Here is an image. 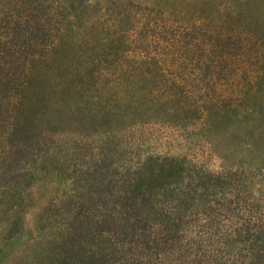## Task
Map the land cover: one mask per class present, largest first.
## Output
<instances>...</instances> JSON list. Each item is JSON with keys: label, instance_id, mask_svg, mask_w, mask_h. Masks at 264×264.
I'll use <instances>...</instances> for the list:
<instances>
[{"label": "trees", "instance_id": "16d2710c", "mask_svg": "<svg viewBox=\"0 0 264 264\" xmlns=\"http://www.w3.org/2000/svg\"><path fill=\"white\" fill-rule=\"evenodd\" d=\"M0 264H264V0H0Z\"/></svg>", "mask_w": 264, "mask_h": 264}, {"label": "rangeland", "instance_id": "374dc122", "mask_svg": "<svg viewBox=\"0 0 264 264\" xmlns=\"http://www.w3.org/2000/svg\"><path fill=\"white\" fill-rule=\"evenodd\" d=\"M135 129L137 133L148 134V148L154 152L175 154L186 150V145L183 144L181 130L179 128L167 124L146 123L144 125H138ZM190 152H195L199 158L203 159L212 168L219 166L218 158L212 155L207 147H195ZM27 218L30 220L31 215L28 214Z\"/></svg>", "mask_w": 264, "mask_h": 264}]
</instances>
